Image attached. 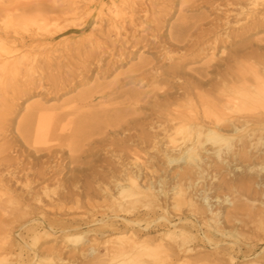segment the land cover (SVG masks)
I'll list each match as a JSON object with an SVG mask.
<instances>
[{
  "label": "bare ground",
  "instance_id": "1",
  "mask_svg": "<svg viewBox=\"0 0 264 264\" xmlns=\"http://www.w3.org/2000/svg\"><path fill=\"white\" fill-rule=\"evenodd\" d=\"M120 1L127 3L126 8L119 10V15L114 14L106 20L103 39L96 32L97 27H94L91 16L101 13L105 7H109L107 5L115 6L113 0H99V6L94 10H89L87 5L71 10L74 13H87L90 18L85 26L74 31L75 35H86L79 38L77 44L75 42L77 46L73 55L76 61L69 52L55 55L56 49L51 54L49 51L44 55V52H35L41 48L44 50L47 40L53 41L42 36L38 30L48 28L50 21L52 24V21L63 17L51 11L41 14L34 10L51 0H25L19 4L15 2L18 6L14 9H0L4 13L0 17V255H3L0 264H112L117 258L157 250L188 258L196 242L217 245L223 238L230 240L225 241L229 250L234 251L233 248H239L238 237L241 233L220 227L218 223L222 217L212 208L211 200L213 193L216 194L223 187L235 188L237 181L241 188L250 192L248 198L245 195L246 199L241 201V210L249 209L250 212L254 208L253 203L257 202L260 211L264 212V39H250L254 33H264V12L254 16L250 14L254 10L264 9V0H234L238 6L233 5L234 8L228 11L224 9L226 12L217 13L209 21H183L171 26L166 41L140 38L141 43L130 42L125 35H121L128 29L142 27L136 17L140 7L133 0ZM247 2L249 6L245 8ZM150 5L148 10L153 8ZM28 9L33 11L30 15H23L22 12ZM13 12L14 18L11 17ZM154 21L151 24L157 25ZM239 23L242 24L241 34L233 35L230 32L231 36L225 32L226 28ZM29 24L33 29L26 27ZM112 35L114 39H110ZM7 36L10 37L8 41L1 38ZM65 41L56 42L57 46L64 47L67 44ZM127 44L133 47V51L138 44H142L143 52L152 50L153 57L141 60L138 67L130 71L132 75L127 76L130 79L124 85L143 80H151L154 85H150L149 91L144 93L127 91L121 94L128 96L124 99L128 101L124 110L99 107L98 110L84 112L76 106L64 111L63 107L47 108L43 107L44 103L36 102L25 108L21 118L14 121L15 127L9 129L8 123L13 120V100L26 99L31 96V92L36 95L62 96L68 90L82 85L89 72L93 74L103 67V58L109 56L119 59L126 55L123 47ZM26 45H30L29 52H19ZM202 45H212L213 50H217L221 56L217 58L219 60L211 56L202 68H193L190 66L193 61L190 54ZM87 46L90 50L86 49ZM169 47L181 52L178 60L171 55ZM226 49L228 52L222 56ZM96 51L99 55H96ZM165 60L169 62L167 66L162 63ZM75 62H78L76 68ZM111 64L106 63L99 74L107 72ZM53 70L57 73L50 75L49 72ZM99 90L83 93L74 102L80 104L89 101ZM109 95L101 94L98 103H103ZM127 98L132 100L131 103ZM70 101L74 104L73 99ZM90 103L81 105L85 108ZM137 105L148 109L153 118L147 121L131 114L121 115L126 109L134 111ZM107 114L121 116L111 127L112 134L114 132L117 136L114 134L113 139L109 136L110 141L106 143L108 148L115 147L111 152L116 153V159L104 157L100 161L98 158L96 160L100 161V165L90 164L85 168L80 154L84 147L92 146L94 142L91 135L96 118ZM52 136L54 139H51ZM11 138L30 150H19ZM130 141L136 145L132 150L127 149L125 144ZM98 143L102 146L101 140ZM62 147L68 150V167L74 164L79 166L74 178L70 181L64 179L71 184L69 186L77 183L78 191L73 194L67 190L64 196L53 191L50 195L45 187L42 193L48 202L43 204L40 197L36 200V195L31 197V187L48 176L60 177L63 174L67 163L63 165L57 157ZM150 147L165 159L162 165L166 169L178 167L176 176H170L167 172L169 169L156 167L153 161L141 159L137 150ZM29 153H33L34 158L25 163ZM54 159L59 162L54 163ZM218 176H223L221 184L215 183ZM238 176L240 178L236 179ZM107 177L111 181L98 188L87 181L91 178L92 182L97 179L102 182ZM56 181L60 186L59 178ZM16 186L22 189L18 191ZM97 194H102V203L105 205L91 201ZM27 196L29 198L26 199ZM71 199L86 231L101 237L114 233V237L98 243L96 239L86 240L82 235H67V232L71 234L72 230L81 228L80 224L63 216L69 213L64 203ZM222 201L233 205L228 197ZM28 202L36 203L39 209L31 215L32 218L31 212L23 209V205ZM199 202L202 206H199ZM185 206L188 213L182 212ZM240 208L237 207L238 211ZM208 214H215V217H207ZM3 215L8 218L2 219ZM99 215L101 217H97ZM242 216L243 220H237L242 226L254 223L250 213H243ZM261 222L264 223V219ZM14 225H19L15 231ZM158 228L167 229L168 233L154 238H143L141 235ZM49 236H54V247L40 251L32 249L41 238ZM27 237H30L29 241ZM82 241L86 247L83 250L65 249L68 246L79 248ZM253 243L256 247L257 241ZM57 244L63 245L62 248L57 247ZM15 250L18 251L15 259H7ZM220 252L216 251L215 254ZM228 258L233 264L234 258L231 255Z\"/></svg>",
  "mask_w": 264,
  "mask_h": 264
},
{
  "label": "rangeland",
  "instance_id": "2",
  "mask_svg": "<svg viewBox=\"0 0 264 264\" xmlns=\"http://www.w3.org/2000/svg\"><path fill=\"white\" fill-rule=\"evenodd\" d=\"M27 1H29V0H27ZM32 1H35V0H32ZM113 1L115 3V6L107 5L109 7H105L101 11V13H98V15L91 16V19L92 20L94 19V22H95L94 27L95 28L97 27L96 32L100 33V36L102 39L104 38V34L102 33V31L104 32V28L106 27V20L109 19L114 14H118L119 10H124L126 8L127 3L126 4H125V2L122 3L120 0H113ZM131 1L132 0H127V2H131ZM133 1L136 2L138 8L140 7L138 9L139 12L136 14L137 15L136 17L139 19V20L137 19V21H139V24L140 23L142 24V27L137 26L136 28L128 29L127 32L125 31L126 33L122 32L121 35L122 36L125 35L126 39L130 42L138 41L139 43H141L140 38H143L146 40L147 39L151 40L152 38L153 39L158 38L162 41H166V34L168 33V30L170 29L171 26H177L183 21L184 22H194V21H197L199 19H205L204 22H206V21H209V20L215 18L217 13L221 14L223 11H225L224 9H226V11H228L231 8H234L233 5H235V7L238 6V5H236L237 3L234 0H151L150 1L151 3L148 0H143L145 2H143L142 0H133ZM15 2H18V4H19L20 2H25V0H17ZM15 2H14V0H0V9L3 7H7L9 9L11 7V9L12 8L14 9L16 6H18V4H16ZM148 2L151 5L148 4ZM140 3L143 5H141ZM146 3L148 5H150V7H153V8L152 9L149 8L150 10H148L149 6ZM248 3L249 2H247V4H246L247 6L244 5L245 8H248V6H249ZM83 5L89 6V10H94L96 7L99 6V0H73V1H71V0L70 1L69 0H51V2H49V3H45V4H42L40 6H37L34 10L38 11L41 14L51 11L53 13L62 14L63 17H61V19H58L54 22L52 21V24L50 21L48 28L47 27L46 28H40L38 30V32L42 36L49 37V38L53 39V41L48 42V40H47V43H44V45L46 46L45 49L43 50L41 48V49H39L40 51L36 50L35 52H38V53L44 52L43 54L41 53L42 55H44L47 51H49L50 52L49 54H51V52H54V50L56 49L58 52L57 51H56V53L54 52L55 55H57L60 52H63V54L69 52L73 56V60L76 61V59H75L76 57H75V55H73L75 53L74 49L77 46L76 44L78 42V39L83 37V36H86V35H75L74 31L78 28L85 26L87 24V22L90 20V18L88 17L89 15L87 13H74V11H71V10L74 7H83ZM142 6H143V8H141ZM227 8H229V9H227ZM144 10H147L146 13L143 12ZM154 10H156V11H154ZM31 11H33V9H28L26 11H23L22 14L23 15H30ZM256 11L257 10H254L252 12L249 11V12H250V14L253 13V16H254L258 13L262 14V12H264V9L258 10L259 12L258 11L256 12ZM125 12H128V11L125 10ZM14 13L15 12H13V14L11 15L12 18L15 17ZM3 14H4L3 12H0V17L3 16ZM153 14H154V16H153ZM152 17H153V19H151ZM157 17H159V19ZM156 19L159 21L157 22ZM149 20H151V21L155 20L154 22L157 23V25L153 24V23L151 24V21H149ZM237 25L236 24L231 25L230 27L226 28L225 32L228 33V35L231 34L230 32H232L233 35L241 34L242 30L240 27L242 26V24L240 25V23H239V25L238 26ZM99 26H101L100 32H99ZM26 27H28V29H33V26H31V24H29ZM0 32H1V26H0ZM86 34H88V33H86ZM160 34L161 35L163 34V35L160 36ZM232 34H231V36H233ZM0 35H1V33H0ZM56 37H58V39H56ZM251 37H250V39H260V38L264 39V33H261V32L258 34L254 33ZM1 38L3 40L5 39L7 41L10 40L9 36H7V38H5V37H1ZM114 38L115 37L112 35L110 39H114ZM212 39L213 38H211L210 40L212 41ZM60 40H66L65 44L67 42V44L62 48H61V46H57V43H56ZM75 42H76V44H75ZM29 46L30 45H26V47L21 48V50H19V52L28 53L29 52ZM57 47H59V48H57ZM47 48H49L51 51ZM132 48L133 47L130 46V44L125 45L123 47V51H124V54H126V55H124L123 57H121L119 59L112 58V57L110 58L109 56L103 58V65H102L103 67H105L106 63H109V64L112 63L107 72L99 74L103 71V67L95 70L93 72V74H92V72H89L86 75L85 82L82 85L68 90L69 92H66V94H63L62 96L61 95L60 96L59 95L54 96L53 94L50 95V94H44V93H39L36 95V94H34V92H31V96H29L28 98L26 97V99H25V97H22L21 99L13 100L12 103L14 105V112L11 115V117L13 116L12 117L13 120H10L9 121L10 123H8V125L10 124L9 129H12L13 127H15V122L21 118L22 114L24 113L25 108H28L29 106H31L32 104H35L36 102L44 103V104H42L43 107H47V108L63 107L64 111H67V110L71 109L72 107H76V106L78 107V108L76 107L77 109H80V107H81V110L84 112L95 111V110H98L99 107H102V108L107 109V110L112 109L113 107H118L119 109L125 108L128 105V103H127L128 101H125L124 99L128 96L127 95L120 96L121 94H123L124 92H127V91H138V92L144 93V92L149 91L150 85H154V84H151V82H150L151 80H149V81L143 80L142 82L134 81L133 83H130V84L128 83V84L124 85V82H126L130 79L127 76L132 75V74H130V71L137 68L138 64L140 63L141 60L152 59V57H153V55L151 54L152 50H149V52H143L144 48L142 47V44H138L136 47V50H134V51L132 50ZM86 49L90 50V48L88 46ZM168 50H170V53H171V55L174 56L175 60L181 54V52H179L175 47H173V48L169 47ZM226 50L222 56H224L228 52V49H226ZM83 51L84 50H82V52ZM189 53H186V54H189ZM96 55H99L98 51H96ZM190 55L192 56V60H193L192 63L190 64V66L193 68H198V69L202 68L204 66V64H206V61L211 56H213V58L215 60H219L217 58L221 56L217 50H213L212 45H210V47L206 46V45L196 47L195 51L193 53H191ZM167 62H168L167 60L162 61V63H164L166 66L169 63V62L168 63ZM75 64L76 65H74V68L78 67V62L77 63L75 62ZM54 73L56 74L57 72L55 70H53L52 73L49 72L50 75H54ZM94 74H96L97 76H94ZM45 75H47V74H45ZM47 84H50V83L47 82ZM50 85H47V87ZM95 90H99V92L96 94V96H94V98L89 99V101L86 100L84 102V103L92 102V103H90V105L88 104L85 108H83L81 105L84 103L81 102L79 104L78 101L74 102V100H76L78 98V96H80L81 94L87 93L89 91H95ZM101 90L103 93H101ZM32 93L34 94L33 96H32ZM100 93L101 94L110 93L108 98L101 104L98 103V100H99L98 97L101 95ZM72 99H73L74 104H72V101H70ZM131 101L132 100H129V103H131ZM69 102H71L72 105H68V104H70ZM77 102H78V104H77ZM134 108H135V110L132 112H130V110L126 109L125 112H121V115L123 116L124 114H127V116H129L131 114L130 116H133V117L139 116L140 118L145 119L147 121H149L150 118L151 119L153 118V117H150L152 115L150 114V112H148L149 111L148 109L145 110V108L139 107V105L134 106ZM70 118L73 119V117H70ZM120 118H121V116L115 117V116H112L109 114H107L103 117H97L96 118V120L93 123L96 128L94 127L93 134L91 135L92 141H94V142L96 141L95 142L96 144L94 142L92 143V141H91L92 146L89 145V147L88 146L84 147L83 153L80 154L81 155L80 159H82L81 162H83L82 163L83 167L88 168L87 165H90V164H93V166L94 165L98 166V165H100V161H102V158L104 159V157H105V159H109V160L116 159V156H115L116 153L111 152V150L115 147L111 146L112 148L111 147L108 148V145H106V143H108L110 141V139H113L115 133L113 132V134H112L111 127L115 123V121L117 119H120ZM56 133L58 134L59 132H56ZM59 135H61V134H59ZM109 136H110V139H109ZM116 136L117 135L115 134V137ZM10 137H11V135L9 136V138ZM51 139H54V137L52 136ZM12 140H13V144L15 142V145L19 150H22V151H25V150L29 151L30 150L26 146L23 147V144L19 143L18 140H16V139L14 140V138H11V141ZM100 140L102 141V144H101L102 146H99L98 141H100ZM125 144H126V148L130 149V150H132L136 147L135 143H132L131 141L127 142ZM127 146H129V147H127ZM62 148H61V150L59 149L60 150L59 155L61 157L59 155L57 157H59L58 160L62 164L67 163L66 167H64V170L62 172L63 174L60 175V177H58V175L48 176V178H46V180L44 179V181L42 180V182L39 181L40 183H38V182H36L35 184L33 183L34 186L32 185V187H31V189H32L31 190L32 191L31 197H33V195L34 196L36 195L34 200L39 199V197H40V200H42L43 204L48 202L47 201L48 199H45V197H44L45 194L42 193L44 191L45 187L48 188L47 193L50 195H52L53 191L59 192L60 196H64V194H66L67 190H68L67 192L71 191L70 193H73V194L77 193L74 191H78L77 190V188H78L77 183H74V185L76 187L75 186H69L71 184H69V182H67V181H70V179L72 177L74 178L76 176V171H77L76 169H78L79 166H75V164H74V165H71L70 167H68V164H69V158L67 156V155H69L67 152L68 150L64 149V148L62 149ZM160 149L161 148H159V151H160ZM137 151H138V154L140 155L141 159H143V160L148 159L147 161H149V162L153 161L155 163L156 167L162 166L161 167V170H162V168L164 167V165H162V162L165 159H163L161 154L158 153L155 149L150 147V148H145V149H138ZM25 152H27V151H25ZM29 154L30 155L27 157L25 163L27 161H30L32 158H34L33 153H29ZM154 157H156L157 159L156 158L154 159ZM98 158L100 161L96 160ZM54 160H56V159H54ZM54 160H52V163L54 162ZM58 160H56L54 163H56ZM95 160H96V162H94ZM160 163H161V165H160ZM62 164H60V165H62ZM181 166H184V165H181ZM164 169H166V168L164 167ZM167 169H169L167 172H169L170 176L171 175L173 177L176 176L175 173H177L178 167H173L171 169H170V167H168ZM73 170L74 171L76 170V171L73 172ZM58 178H59L60 186H58L56 184L57 183L56 180ZM239 178H240V176H238L236 179H239ZM64 179H66L67 181ZM107 179H109V180H107ZM107 179L102 180V182H101V179H97V180H94L95 182H92V181H90L91 178H88L87 181H88L89 185H91V186L94 185V187L96 186L98 188L99 185H106V184H108L106 182L111 181L110 178L107 177ZM217 179L218 180H216L215 183L221 184L222 183L221 180L223 179V176H218ZM97 181H99V182H97ZM208 182L210 183V181H208ZM240 186L241 185L237 181L235 188L223 187L222 189H219L217 191L218 194L217 193L212 194L213 197L211 200L212 208H214V211L217 210L216 214L218 213L219 216L222 217L218 223L220 225V227L225 228L226 230L227 229H234L235 231L236 230L240 231L241 236L238 237L239 238V241H238L239 248H236V249L233 248L234 251L229 250V245L227 244V242L230 240L227 238H223L222 241L218 242L217 245H208V244H204V243H201L200 241H198L195 243L194 250H193V252H191V254L189 255L188 258H182V257L180 258V257H178L179 255H176V254H174V252H169V251L168 252L167 251H161V250H157V251H153V252L142 251L141 253H138L136 256H133V257L114 259L112 264H141V263H145V262L148 264H230L229 258H228L229 255H231L234 258L233 264H256V263L257 264H264V259H262V257H264V223L261 222V219H264V212L260 211L259 206H257V202L255 204L253 203L254 208L250 212H249V209L241 210V208H240L241 207V201H243L245 197L248 198L247 195L250 192L247 193ZM16 188L18 191L20 189H22V187H20V186H16ZM229 189H231V190H229ZM101 195L102 194H99V195L97 194V196L94 197V200H91V201H94L93 203H95L97 205L98 204L99 205L100 204L105 205V203H102V196ZM224 195H226V196H224ZM239 195L242 197H240ZM222 196H224V198L228 197L229 200H232L233 205H230L228 203H224L222 201V200H224V198H222ZM27 198H29V197L27 196L26 199ZM29 203L30 202L25 203L24 205H26V207L23 205V207H24L23 209L25 211H28L29 213L31 212L30 218H32V216L34 214H36L39 209L36 207L37 206V205H35L36 203H34V202L31 204H29ZM32 206H34V207H32ZM74 206H75V203H74L73 199L64 203V207L67 208L66 211L68 210L67 212H69V213L68 214L66 213L67 215H63V216L65 217V219H72V220H74L75 223L80 224L81 228L74 230V231L72 230L71 234H70V232H67L66 233L67 235H72V236H81L82 235V236H84V239H86V240L96 239L98 243H101L106 239L114 237L113 236L114 233L105 234L106 235L105 237H103V236L101 237V236H95L94 234H91L92 232L90 233V232L86 231L87 228L83 224L81 217L77 214V212H75ZM199 206H202V204L200 202H199ZM237 207L240 208L241 211L240 210L238 211ZM68 208H71L72 210L68 209ZM98 209L102 210V208H98ZM182 212L188 213L187 206L183 207ZM14 213H16V211H14ZM243 213L244 214L250 213L252 215V217H254V223L247 225L248 226L247 227V226H242V223L237 222V220H239V219L243 220V218H244L242 216ZM254 214H255V216H254ZM210 216H211V214L207 215V217H210ZM50 217H53V216L50 215ZM97 217H101V216L99 215ZM207 217H205V218H207ZM211 217H215V214L212 215ZM260 217H262V218L260 219ZM7 218H8L7 215L2 216V219H7ZM255 224H256V226H255ZM18 226L19 225L13 226L14 231L17 229ZM249 226H251V227H249ZM254 226H255V228H254ZM204 230H205V228L203 227V231ZM163 233H168V230L163 229V228H158V229L153 230L149 234H143L142 233L141 235L143 236V238H154L156 236L158 237L159 234L161 235ZM197 234H199V233H197ZM53 237L54 236H49L48 238H45V237L41 238L39 240L38 244L35 247H33L32 249H37L38 251H40V250L46 249L48 247H51L53 245H56L55 244L56 242H53ZM0 238H1V236H0ZM27 240L29 241L30 237H27ZM255 241H257L256 247H254V243H253ZM259 241H261V242H259ZM83 243H84V241L81 242V244L79 245L80 246L79 248H72L70 246H68L67 248H65V247H63V248H65L67 251L83 250L84 248H86ZM27 246L30 247V245H27ZM62 246L63 245H61V244H57V247L62 248ZM100 250H102V249H100ZM1 251H2V245L0 242V253H1ZM216 251H218V252L221 251V252H220V254L216 255L215 254ZM17 253H18V251L15 250L12 254L7 256V259H10V260L15 259V257L17 256ZM168 253L171 256H169ZM2 257H3V255L2 256L0 255V259Z\"/></svg>",
  "mask_w": 264,
  "mask_h": 264
}]
</instances>
